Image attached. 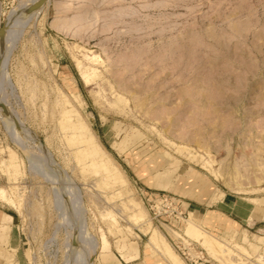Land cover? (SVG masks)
Listing matches in <instances>:
<instances>
[{
  "label": "rangeland",
  "instance_id": "374dc122",
  "mask_svg": "<svg viewBox=\"0 0 264 264\" xmlns=\"http://www.w3.org/2000/svg\"><path fill=\"white\" fill-rule=\"evenodd\" d=\"M0 205V264H264V0H0Z\"/></svg>",
  "mask_w": 264,
  "mask_h": 264
},
{
  "label": "crops",
  "instance_id": "0c3cea01",
  "mask_svg": "<svg viewBox=\"0 0 264 264\" xmlns=\"http://www.w3.org/2000/svg\"><path fill=\"white\" fill-rule=\"evenodd\" d=\"M12 219H14L13 215L9 214L5 208L0 205V226L4 225L5 223H9V221Z\"/></svg>",
  "mask_w": 264,
  "mask_h": 264
},
{
  "label": "water",
  "instance_id": "95a60500",
  "mask_svg": "<svg viewBox=\"0 0 264 264\" xmlns=\"http://www.w3.org/2000/svg\"><path fill=\"white\" fill-rule=\"evenodd\" d=\"M197 209H199V208H197Z\"/></svg>",
  "mask_w": 264,
  "mask_h": 264
},
{
  "label": "bare ground",
  "instance_id": "6f19581e",
  "mask_svg": "<svg viewBox=\"0 0 264 264\" xmlns=\"http://www.w3.org/2000/svg\"><path fill=\"white\" fill-rule=\"evenodd\" d=\"M254 33V32H253Z\"/></svg>",
  "mask_w": 264,
  "mask_h": 264
}]
</instances>
